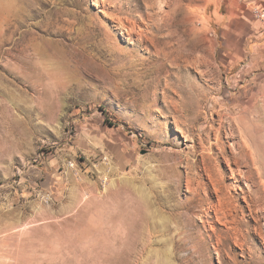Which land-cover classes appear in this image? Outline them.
Instances as JSON below:
<instances>
[{"label":"rangeland","instance_id":"1","mask_svg":"<svg viewBox=\"0 0 264 264\" xmlns=\"http://www.w3.org/2000/svg\"><path fill=\"white\" fill-rule=\"evenodd\" d=\"M255 7L0 0V264H264V210L224 160L252 153L264 205Z\"/></svg>","mask_w":264,"mask_h":264},{"label":"bare ground","instance_id":"2","mask_svg":"<svg viewBox=\"0 0 264 264\" xmlns=\"http://www.w3.org/2000/svg\"><path fill=\"white\" fill-rule=\"evenodd\" d=\"M171 103L174 104V102H171ZM219 146L221 147V144H219ZM239 149H240V147H239ZM239 149L235 148V150L238 153L233 155V158H231V159L230 158L224 159L222 150H220L216 153V157L218 159H219V157H222L226 161L228 166H230L231 164H234L235 166H239V164H241V165L245 164L244 167L247 168V170L246 171H232V177L235 180L242 178L247 183H250V184L252 183L246 192H243V191L240 192L242 194H245L243 196L242 200L245 201L246 206L249 209V211H252V207L254 206L255 209L257 207L255 212H258L257 211L258 209L261 210V212H262L264 210V205L262 204V202L260 203V201H259V199H260L259 187L255 183H253V181H254L253 170H252V167H250L252 162H254V159L252 157V153H250V155H245V154L243 155L242 151ZM209 169L207 170L208 171L207 173L209 175L208 178H209L210 184L214 190L216 200H217V203L214 206L215 214H219V213L221 214V216L226 220L227 225H229L228 231H231V230L234 231V234L239 239L240 237H238L237 231H240L239 228L243 225V223H241V222L237 223V221L235 220V213L238 210H240L241 207L234 205L233 203L237 199V196H239L240 194L232 195V193L226 192L225 188H227V187L224 188V186H222V184H221V180L223 179V176L221 177L222 173L219 174L218 176L216 175L214 177V174L210 173ZM237 228H238V230H237ZM240 239H243V236H241Z\"/></svg>","mask_w":264,"mask_h":264},{"label":"built area","instance_id":"3","mask_svg":"<svg viewBox=\"0 0 264 264\" xmlns=\"http://www.w3.org/2000/svg\"><path fill=\"white\" fill-rule=\"evenodd\" d=\"M251 14L255 19L264 22V8L255 7L251 10Z\"/></svg>","mask_w":264,"mask_h":264}]
</instances>
